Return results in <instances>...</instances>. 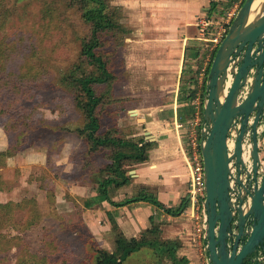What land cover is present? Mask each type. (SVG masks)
<instances>
[{
    "label": "rangeland",
    "instance_id": "1",
    "mask_svg": "<svg viewBox=\"0 0 264 264\" xmlns=\"http://www.w3.org/2000/svg\"><path fill=\"white\" fill-rule=\"evenodd\" d=\"M43 1L54 3L58 8L54 17L65 11L67 0ZM4 3L12 11L7 22V35L13 32L29 34L31 38L28 43H33L32 47L38 51L48 53L42 59L48 75L33 87V93H26L20 98L19 104L30 113L27 114L30 122L26 132L17 136L19 147L14 145L12 150L15 152L13 156L17 155L19 159L17 162L14 160L9 168L14 169L17 165L16 171L4 172L0 169L6 180L0 191V201L34 199L38 214L28 229L20 231L30 215L31 206L27 205L26 209H17L13 213L11 225L0 229V264H92V245L103 247L94 237V228L91 226L95 223L97 229L102 230L105 225L99 217L88 211L86 220L91 221V224L87 222V226L83 218L86 209H81L84 198L78 194L74 197L68 189L74 178L79 185H86L88 192L93 191L97 185L96 178L100 175L99 168L109 163V159L107 150L87 153L88 145L84 137L76 132L83 125L82 115L74 104L71 91L61 80L62 74L76 61L86 30L80 21L71 26L65 20L62 24L50 27L47 20L41 21V0H5ZM112 3L123 5L121 21L128 31L120 45L108 33L102 37L105 45L98 48L104 51L108 67L116 76L110 89L111 101L99 112L100 129L101 132L115 129L117 134L135 139L131 135L142 133L145 125L142 121L136 122V116L125 119L128 113L125 110L120 112L119 107L123 105L124 109H129L153 102L150 96H143L148 95L156 84L155 70L152 67L146 69L143 64L146 54L143 47L157 41L160 35L155 29L143 31L142 22L148 21L150 16L154 18L155 14L153 10L140 6L139 0H113ZM199 17L186 22L179 29L169 26L170 30L160 33H174V38H163L166 43L171 44L169 40H173L172 43L179 44L183 42L184 36L195 35ZM28 43L25 42L26 45ZM176 65L174 61L172 67ZM102 88L99 85L97 91L100 92ZM141 110L146 111L145 108ZM7 124L8 118L0 119V150L5 149L11 140L14 143L13 138L16 136V133L5 132ZM59 151L68 160L65 166L52 162V159L58 160L53 154H59ZM43 154L47 156L45 163ZM32 160L38 162L33 164ZM130 168L131 165L126 167L127 170ZM10 237L12 240L5 241ZM129 257L130 260L123 264H155L156 261L145 251L134 252Z\"/></svg>",
    "mask_w": 264,
    "mask_h": 264
},
{
    "label": "crops",
    "instance_id": "2",
    "mask_svg": "<svg viewBox=\"0 0 264 264\" xmlns=\"http://www.w3.org/2000/svg\"><path fill=\"white\" fill-rule=\"evenodd\" d=\"M234 1L139 0L140 6L153 10L155 14L154 18L150 16L148 21L142 22L143 31L155 29L160 35L157 41L154 40L153 43L143 47V51L146 53L143 64L146 69L152 67L156 74L154 88L148 95L143 96H150L153 102L142 107L139 105L135 108L131 107L132 109H124L121 105L119 109L120 112L125 110L128 113L124 116L125 119H131L129 116H136V122L142 121L145 125L142 133L131 135V137H136L138 140L143 138L145 141L152 142L153 145L148 150L146 161L132 164L130 170H127V175H129L127 184L119 187H115L113 184L108 186V200L93 203L90 207H84L83 203L81 204V209H86V212L83 211V218L87 226L91 224V221L86 220L88 211L103 221L105 229H97L95 223L94 225L92 223L91 227L94 228L93 235L98 243L108 251L113 252L117 247L107 216V213H110L127 238H134L138 244L147 237L177 239L180 241L177 255L185 258L188 264H198V257L192 242L191 207L187 199L184 208L174 214L182 200L186 198L190 174L183 129L178 128L176 124L192 118V116L188 118L187 107L188 104L193 107L192 100L202 94L200 90L202 83L198 81L197 75L208 50H206L204 42L198 39L197 32L194 36H184L183 42L179 44L172 43L173 40H169L171 44L166 43L163 38L165 36L174 38V33L167 34L165 32L162 34L160 32L170 30L169 26H177L179 29L197 16H207L216 21L222 20ZM121 6L123 9V5ZM144 15H147L145 11ZM185 29L187 30V28ZM183 30L182 28L181 31L185 34ZM174 61L177 65L172 67ZM195 78L198 89L189 103L186 96L189 89L193 88ZM143 108L146 111H142ZM61 153L59 151V154H53V157L55 156L58 160L52 159V162L65 166L68 160L66 161L64 155H60ZM65 156L69 159L68 154ZM18 157L17 155L8 157L6 165L1 168V171L15 172L17 165L14 169L9 166L14 163V160L17 162ZM42 158L43 163L47 162L46 154H43ZM37 162L35 160L33 164ZM71 181L73 183L69 185L68 192L74 197L76 194L84 199L96 196V184L95 189L93 187L94 192H88V187L79 185L77 179L73 178ZM7 201L13 200L5 199L0 202ZM139 251L150 254L152 259L156 260L155 264H166V262L171 264V261L166 257L160 259L155 256L149 245L142 246L136 252ZM129 260L128 256L123 263H127Z\"/></svg>",
    "mask_w": 264,
    "mask_h": 264
},
{
    "label": "water",
    "instance_id": "3",
    "mask_svg": "<svg viewBox=\"0 0 264 264\" xmlns=\"http://www.w3.org/2000/svg\"><path fill=\"white\" fill-rule=\"evenodd\" d=\"M201 120L206 263L264 264V0H244L218 45Z\"/></svg>",
    "mask_w": 264,
    "mask_h": 264
},
{
    "label": "trees",
    "instance_id": "4",
    "mask_svg": "<svg viewBox=\"0 0 264 264\" xmlns=\"http://www.w3.org/2000/svg\"><path fill=\"white\" fill-rule=\"evenodd\" d=\"M4 1L0 0V119L8 118V124L4 128L5 132L13 133V135L16 133V136L13 138L14 143L11 140L5 149L0 150V169L6 165V159L14 155L15 152L12 150L14 145L18 146L17 136L26 132L30 122L27 116L30 113L26 107L19 104L20 98L26 93H33V87L48 75L42 64V59L48 53L33 48V43H28V39L31 38L29 34L13 32L12 35H7V22L12 11L10 12L9 7H5ZM112 2L113 0H67L65 11L54 17V12L58 9L55 4L41 0L43 5L41 21L47 20L50 27L54 24H62L65 20L71 26L80 21L82 28L86 30L81 38V48L77 59L72 63L71 68L62 74L61 80L71 91L74 104L82 115L83 125L77 128L76 132L84 137L88 145L87 153L107 150L109 163L99 168L100 175L96 178V196L84 199V207L108 200L107 188L109 185L113 184L115 187H119L127 184L129 175H127L126 167L146 161L148 150L153 145L152 142L145 141L143 138L139 140L138 138H125L117 134L115 129L105 132H101L100 129L99 112L111 101L110 89L115 76L108 67L104 51L98 48L105 45L102 37L108 33L117 45H120L127 33V28L121 21L122 6ZM25 42L29 45H26ZM214 53L215 51L211 53L209 65ZM193 84V88L189 89L186 96L189 103L198 89L196 78L193 80ZM99 85L103 86L100 92L97 91ZM204 87L205 80L200 86L201 98ZM194 111L193 107L188 104V118L193 117ZM3 185L4 179L0 172V190ZM185 202L186 198L182 200L174 214L184 208ZM27 205L31 206L30 215L20 227V231L28 229L35 222L34 217L38 214L36 201L23 198L19 202H0V229L11 225L13 213L17 209H26ZM107 216L117 247L115 251L111 252L92 245L94 251L92 264H122L128 256L144 245H149L158 258L169 259L171 264H188L185 258L177 255V250L180 247V241L177 239L147 237L138 244L134 238H127L123 234L112 214L107 213ZM10 240H12L11 237L5 241L9 242Z\"/></svg>",
    "mask_w": 264,
    "mask_h": 264
},
{
    "label": "built area",
    "instance_id": "5",
    "mask_svg": "<svg viewBox=\"0 0 264 264\" xmlns=\"http://www.w3.org/2000/svg\"><path fill=\"white\" fill-rule=\"evenodd\" d=\"M243 1L244 0H235L231 7L225 12L222 20L216 21L207 16L198 18L196 23L197 37L199 40L204 42L205 48L208 50V53L202 61L197 75V79L200 83H203V81L206 79L211 53L216 51L218 45L226 35L228 28ZM202 104L203 97H195L192 100V105L195 110L193 117L187 119L184 122L177 123L176 126L183 129L188 156V167L190 174L186 191V199L191 207L192 242L196 256L198 257V264H207L203 249L204 209L202 206V201L204 198V168L200 150V131L202 121V112L200 114V111H202ZM263 131L264 128H262L261 132ZM261 150L262 153L260 157H264V144L262 145Z\"/></svg>",
    "mask_w": 264,
    "mask_h": 264
},
{
    "label": "flooded vegetation",
    "instance_id": "6",
    "mask_svg": "<svg viewBox=\"0 0 264 264\" xmlns=\"http://www.w3.org/2000/svg\"><path fill=\"white\" fill-rule=\"evenodd\" d=\"M263 138H264V131L261 132V137H260V148H259V153H260V155H261V153H262L261 147H262V145L264 144V140H263ZM261 160H264V157H263V156H261Z\"/></svg>",
    "mask_w": 264,
    "mask_h": 264
}]
</instances>
